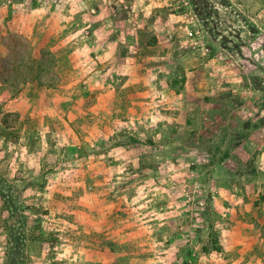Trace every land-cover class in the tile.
I'll use <instances>...</instances> for the list:
<instances>
[{
  "label": "rangeland",
  "instance_id": "1",
  "mask_svg": "<svg viewBox=\"0 0 264 264\" xmlns=\"http://www.w3.org/2000/svg\"><path fill=\"white\" fill-rule=\"evenodd\" d=\"M8 55L0 264H264V0H0Z\"/></svg>",
  "mask_w": 264,
  "mask_h": 264
},
{
  "label": "trees",
  "instance_id": "2",
  "mask_svg": "<svg viewBox=\"0 0 264 264\" xmlns=\"http://www.w3.org/2000/svg\"><path fill=\"white\" fill-rule=\"evenodd\" d=\"M41 46V44L39 45V47ZM41 53V51H40ZM4 60V69L1 70L0 72V75H1V79L4 83H10L11 85L13 86H18L20 85L21 83H26L28 81H30L31 79H34L26 74H23V73H15V74H11L10 71H16V70H19V68L21 66H24V59L21 57L18 58V57H11V55L9 56H5V58H3ZM36 61H38V67L41 66V63H40V60L39 59H36ZM51 62L54 63L56 65L57 63V56H53V58L51 59ZM8 66V68H7ZM33 69H34V66H32ZM5 71H6V74H5ZM8 72V74H7ZM55 79V77L53 78ZM39 83H42V80L39 78Z\"/></svg>",
  "mask_w": 264,
  "mask_h": 264
},
{
  "label": "built area",
  "instance_id": "3",
  "mask_svg": "<svg viewBox=\"0 0 264 264\" xmlns=\"http://www.w3.org/2000/svg\"><path fill=\"white\" fill-rule=\"evenodd\" d=\"M16 11V9H13V12H15Z\"/></svg>",
  "mask_w": 264,
  "mask_h": 264
}]
</instances>
